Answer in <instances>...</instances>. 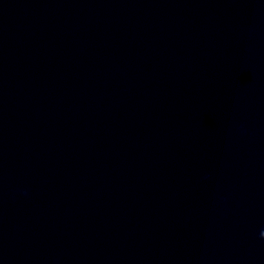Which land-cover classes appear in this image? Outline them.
<instances>
[{"label": "water", "instance_id": "obj_1", "mask_svg": "<svg viewBox=\"0 0 264 264\" xmlns=\"http://www.w3.org/2000/svg\"><path fill=\"white\" fill-rule=\"evenodd\" d=\"M0 264H264V0H0Z\"/></svg>", "mask_w": 264, "mask_h": 264}]
</instances>
